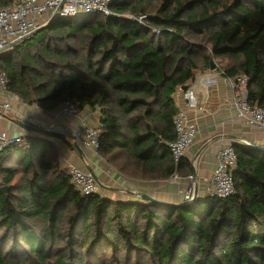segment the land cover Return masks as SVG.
<instances>
[{"label":"trees","instance_id":"trees-1","mask_svg":"<svg viewBox=\"0 0 264 264\" xmlns=\"http://www.w3.org/2000/svg\"><path fill=\"white\" fill-rule=\"evenodd\" d=\"M111 10L56 19L0 53L9 90L45 112L64 102L97 112L99 155L128 176L191 174L169 148L174 95L214 61L228 79L246 76L249 104L264 108V0H114ZM233 148V195L162 206L80 194L53 143L25 136L0 157V264L105 251L133 264H264V152Z\"/></svg>","mask_w":264,"mask_h":264},{"label":"crops","instance_id":"crops-1","mask_svg":"<svg viewBox=\"0 0 264 264\" xmlns=\"http://www.w3.org/2000/svg\"><path fill=\"white\" fill-rule=\"evenodd\" d=\"M191 85L195 89L196 107L186 106L181 92L177 91L174 95L177 107L186 112L188 120L198 130L193 145L184 157L193 168L191 174L181 170L168 178L141 179L128 176L101 155L96 156L82 148L80 122L66 115L61 105L45 112L36 104L17 100L13 103L12 112L4 113L0 110V132L49 140L54 145L62 167L91 168L94 171L100 184L99 193L105 197L144 202L140 194H147L161 201L183 204L186 202L184 192L191 175L195 178L196 196L208 193L210 178L218 163V151L224 144L248 142L264 147V131L237 118L233 105L234 92L229 79L223 75L218 65L215 70L209 68L197 72ZM85 114L88 122L96 125L90 113ZM18 122L35 129L23 128ZM124 157L125 155L121 156L118 161L121 163Z\"/></svg>","mask_w":264,"mask_h":264},{"label":"built area","instance_id":"built-area-1","mask_svg":"<svg viewBox=\"0 0 264 264\" xmlns=\"http://www.w3.org/2000/svg\"><path fill=\"white\" fill-rule=\"evenodd\" d=\"M114 0H16L12 4L0 9V53L12 50L15 45L33 36L34 33L46 25L50 18L58 12L59 15L74 17L88 14H113L111 3ZM60 8V9H59ZM59 10V11H58ZM128 18L134 19L132 15ZM145 16L135 18L138 22L143 21ZM234 92L233 105L236 109L238 119L249 126L264 131V108L252 107L248 102L247 85L249 79L246 76L229 79ZM186 106L194 108L197 106L195 89L191 85L186 90H179ZM21 101L9 90L8 72L0 68V110L4 113L13 111V103ZM24 104V103H23ZM63 112L80 122L82 148L89 150L99 156L100 147V124L98 115L92 110H82L72 102H64ZM86 112H89L96 125L87 120ZM99 125V127H97ZM176 138L169 144V148L175 163H179L193 145L198 130L195 124L190 122L184 110L179 108L174 118ZM23 136L8 135L0 132V157L3 151L14 144L22 141ZM248 144V142H245ZM218 163L211 178L208 193L211 196L225 198L235 192L233 170L236 166L237 155L233 144H224L218 151ZM70 182L82 195L99 193L100 184L87 168H69ZM189 184L184 193L186 202L192 201L196 194V184L193 175L189 176Z\"/></svg>","mask_w":264,"mask_h":264},{"label":"water","instance_id":"water-1","mask_svg":"<svg viewBox=\"0 0 264 264\" xmlns=\"http://www.w3.org/2000/svg\"><path fill=\"white\" fill-rule=\"evenodd\" d=\"M60 9V8H59ZM59 11V10H58ZM59 18H67L66 16H63V15H59L58 12H56L55 14H53V16L50 18L49 22L44 25L43 27H41L40 29H38L35 33L39 32L40 30L48 27L50 24H52L54 21H56V19H59ZM34 33V34H35ZM26 40V39H25ZM217 68V64L214 63V61H211V65H210V69L211 70H215ZM184 90H186V88H184ZM18 125L23 127V128H26V129H35L33 128L32 126L28 125V124H24L23 122H18ZM236 142L233 143V145L235 144ZM245 144V143H244ZM248 146L250 147H253L257 150H260V151H263L264 152V147L263 146H259V145H256V144H247ZM87 170L96 178V180L99 182L96 174L94 173V171L91 169V168H87ZM4 190H7V187H3ZM140 198L142 199V201L144 202H148V203H151V204H158V205H162V206H181V205H184V204H190L192 203L194 200H192L191 202H188V203H183L181 205L179 204H173V203H169V202H165V201H161L155 197H152L150 195H147V194H140ZM197 194H195L196 196ZM196 199V197H195Z\"/></svg>","mask_w":264,"mask_h":264},{"label":"rangeland","instance_id":"rangeland-1","mask_svg":"<svg viewBox=\"0 0 264 264\" xmlns=\"http://www.w3.org/2000/svg\"><path fill=\"white\" fill-rule=\"evenodd\" d=\"M32 42H34V41H32ZM32 50H30L31 53H32ZM195 197L197 198L198 196H195ZM193 200H195V198ZM188 202H190V201H188ZM188 202H185V203H188ZM105 252H106L105 253V257H103L102 259H96V258H90L89 257L86 262H84V263H77V264H104V263H106V264H116V260L117 259H118V263L117 264H133V262H131V263L126 262L125 256L122 255V253H119L117 255V259H115L113 257V255H112V252L111 251H109V252L105 251ZM139 261L144 262L143 259H141Z\"/></svg>","mask_w":264,"mask_h":264}]
</instances>
